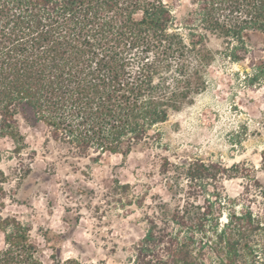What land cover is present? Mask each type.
<instances>
[{
  "label": "trees",
  "instance_id": "obj_1",
  "mask_svg": "<svg viewBox=\"0 0 264 264\" xmlns=\"http://www.w3.org/2000/svg\"><path fill=\"white\" fill-rule=\"evenodd\" d=\"M218 56L264 103V0H189L181 18L165 0H0V138L22 153L21 116L75 156L156 150L179 202L145 213L125 264H264V216L224 212L222 182L252 168L163 154L161 125L207 90ZM5 179L0 169V264H108L63 257L49 230L40 244L30 220L5 212Z\"/></svg>",
  "mask_w": 264,
  "mask_h": 264
},
{
  "label": "rangeland",
  "instance_id": "obj_2",
  "mask_svg": "<svg viewBox=\"0 0 264 264\" xmlns=\"http://www.w3.org/2000/svg\"><path fill=\"white\" fill-rule=\"evenodd\" d=\"M165 1L178 17L185 15L189 0ZM212 47H219L217 40ZM241 68L218 56L210 68L207 90L161 125L168 148L163 154L172 161L198 158L226 167L252 168L249 175L222 182L223 195L232 202L224 212L250 209L264 216V103L261 92L246 91L236 82L233 73ZM18 125L27 144L22 153L12 154L8 151L14 147L12 140L0 138L5 212L30 220L42 245L41 230L58 234L57 247L63 257L125 264L123 249L130 250L144 235L145 213L160 210L164 201L169 209L179 202L165 186L156 150L135 151L126 158L105 154L93 159L95 153L92 158L75 156L50 140L43 125L32 126L21 116ZM238 130L243 133L241 143L234 140Z\"/></svg>",
  "mask_w": 264,
  "mask_h": 264
}]
</instances>
